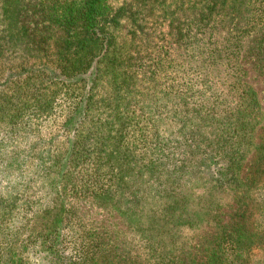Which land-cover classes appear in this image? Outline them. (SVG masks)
Instances as JSON below:
<instances>
[{
  "label": "trees",
  "instance_id": "trees-1",
  "mask_svg": "<svg viewBox=\"0 0 264 264\" xmlns=\"http://www.w3.org/2000/svg\"><path fill=\"white\" fill-rule=\"evenodd\" d=\"M14 1L26 2L0 0V264H34L41 252L48 264H138L70 247L74 204L127 217L152 195L150 230L189 225L178 178L191 154L221 192L239 190L264 118L241 81L243 0H169L155 26L174 29L149 41L121 1L34 0L18 12ZM169 115L194 121L180 160L159 130ZM263 245L262 231L237 219L203 245V264H257L252 250Z\"/></svg>",
  "mask_w": 264,
  "mask_h": 264
},
{
  "label": "rangeland",
  "instance_id": "rangeland-1",
  "mask_svg": "<svg viewBox=\"0 0 264 264\" xmlns=\"http://www.w3.org/2000/svg\"><path fill=\"white\" fill-rule=\"evenodd\" d=\"M33 1L26 0L22 4L14 1L10 9L18 12L24 7L26 11H32ZM110 1L124 3L131 12L138 10L142 23L145 21L148 41L155 39L159 31L167 34L174 29L168 21H163V26L159 29L155 26V19L161 20L159 17L161 7L169 0ZM243 1V10L238 21L240 20L241 24L244 20L247 31L241 40L238 55V64L242 69L241 81L255 91L264 113V0ZM251 5L255 7L252 8ZM150 6L152 9H149ZM140 7L143 10L139 11ZM252 14L255 22L251 20ZM241 17L243 18L240 19ZM129 21L128 19L125 21V30L130 25ZM236 60L237 58L234 59ZM180 118L182 119L181 116L177 118L164 116L159 129L171 143H176L175 155L178 160L183 157V151L186 150L178 142L194 128L192 119L185 118L184 121L187 123H184ZM253 143L255 145L250 148L252 150L241 162L238 172L241 185L237 192L227 191L226 194L221 192L212 180L213 170L212 168L209 170L205 159H199L194 154L189 155L193 168L181 173L178 178L181 199L188 208L189 225L188 223L176 225L170 233L168 231L163 235L150 230L151 223L147 217V210L160 203L157 196L149 195L147 200L142 202L144 211L127 217L119 214L118 210H113L109 214L98 207L94 200L90 202L84 200L79 201L77 205L74 204L79 220L76 217V221H73L70 247L94 245L97 258L103 255L120 263L135 261L138 264H203V245L205 246L222 224L244 218L249 227L264 234V118L254 132ZM236 193L237 196H234ZM122 204L124 203L120 204L121 209ZM238 212L242 213V217H236ZM154 240L155 243L152 242ZM252 259L257 264H264V245L252 250ZM33 261L34 264H48L49 258L45 252H41L33 255Z\"/></svg>",
  "mask_w": 264,
  "mask_h": 264
}]
</instances>
